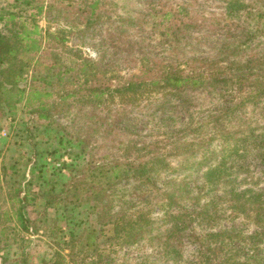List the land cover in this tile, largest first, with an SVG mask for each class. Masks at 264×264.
<instances>
[{"label": "trees", "instance_id": "trees-1", "mask_svg": "<svg viewBox=\"0 0 264 264\" xmlns=\"http://www.w3.org/2000/svg\"><path fill=\"white\" fill-rule=\"evenodd\" d=\"M19 1L16 0V7ZM45 2L46 0H24V4L28 8H34L38 14L45 11ZM99 2L100 0H95L92 4L93 14ZM234 4H229L227 11L221 16L214 15L209 19L212 26L216 22L219 28L226 31L222 44L224 48L217 52L214 60L205 56L192 60L193 64L198 62L196 66H183L189 60H183L176 53L183 51L180 46L183 39L181 34L184 33V27H189L191 23L175 19L173 23L154 31L161 32L162 39L170 47L169 53L174 54L177 48L175 60L171 55L170 59L142 58L143 66L139 72L131 73L123 80H118V76L108 75L109 69L99 70L95 66L97 63L89 58H83L74 65L61 62L53 51L51 41L46 42V47L43 39L35 36L39 34L38 24L34 23V29L31 30L25 23H19L15 12H9L8 19L0 12V22L7 20L5 30L0 27V113L5 110L15 113L17 104L22 101L26 105H36L34 112L40 119L47 121L44 126L48 137H57L61 148L76 147L77 155L87 157V163L79 164L81 166L69 165L70 180L62 184L59 190L52 187L46 192L47 205L62 203L71 211L81 207L83 200L89 202L88 208L95 216L79 235L87 250L99 251V241L104 237L106 229L98 226L101 221L109 225L113 238L137 240L148 235L147 213H137L131 216H136L135 218L126 220L125 210L112 214L114 193L117 190L115 188L120 184L128 186L135 182L142 189L143 194L138 197L144 203L134 202L128 208H136L139 203L149 204L146 192H150L151 198L164 197L169 208L175 209L166 214L164 223H170L165 229L166 234L154 236L155 239H165L161 243L167 247V254L178 252L176 240L183 239V231H187L193 240L200 241L198 226L213 229L217 225L225 213V206L218 208L219 203L215 201L200 205V201L204 191L209 194L219 189L224 194L218 197V201H226L231 213L251 219L263 231H211L208 236L214 244L208 242L206 246L209 255L207 262L264 264V254L258 256L256 253L264 243V191L253 187L239 188L235 181L226 179L228 171L232 169L237 174L244 171L243 165H237L238 160L229 164L238 151L235 148L228 150L227 143L233 139V142L243 140L252 147H257V157L264 166V119L261 122L250 121L245 127L232 126L237 119L234 114L243 117L250 101L253 105H259L264 100V54L246 53L248 47H244L242 38L251 37L252 30L248 26L243 27L241 35L234 31L239 29L236 27V18L244 16L241 8L247 6L238 8ZM177 13L170 10L165 15H174L176 18ZM257 14L260 18L264 16L262 10ZM260 25L261 20L257 27L264 33V23L263 28ZM53 35L47 29L48 38H58ZM31 70L32 82L28 87L23 82L26 80L25 75ZM111 70L113 71L112 68ZM206 87L209 88L208 93L218 94V98H223L218 100L219 104H213L214 109L207 106V111L214 112H211L205 126V123L195 124L194 112L203 105V102L200 103L198 94L201 93L198 90L203 91ZM153 91H163L170 96L159 106L168 113L159 117L161 119L158 118L157 125L155 124L157 129L167 126L165 134L160 129L152 137L135 131L137 117L130 118L132 114H129L131 110H127V99H124L123 107L112 109L104 106L105 100L108 97L113 99L117 93L127 98L135 97L140 92ZM208 97L215 99V96ZM58 112L72 117L70 124L65 125L57 120L55 115ZM259 112L264 113V109ZM130 120H134V124ZM179 120L181 124H173ZM177 125H181V128ZM209 126L212 127L211 130ZM61 129L64 131L61 132ZM104 148L109 150L101 154L100 150ZM198 154L201 155L200 159L195 160ZM169 156L177 157L185 169H196L200 177L198 191L191 188V182L186 176H163V171L173 168ZM239 156V159L243 158V154ZM73 171L76 173L72 174ZM244 181L247 182V178ZM149 185H155L156 188L147 189L146 186ZM207 185L211 188L207 189ZM28 200L30 191L18 188L11 198L13 204H19L14 212L15 219L25 232L31 231V228L37 231L40 220L28 215ZM185 200L196 205V208L192 207L196 218L187 213ZM79 236L73 237L72 242H67L72 249L77 245Z\"/></svg>", "mask_w": 264, "mask_h": 264}, {"label": "rangeland", "instance_id": "rangeland-1", "mask_svg": "<svg viewBox=\"0 0 264 264\" xmlns=\"http://www.w3.org/2000/svg\"><path fill=\"white\" fill-rule=\"evenodd\" d=\"M94 1L46 0L45 11L38 14L34 8H28L24 0H20L17 7L16 0H0V12L4 13L7 19L11 12H15L19 23H25L31 30L34 29V23L38 24L39 34L35 36L43 39L46 47L48 45L46 42L51 41L53 51L61 62L74 65L83 58H89L97 63L95 66L99 70L109 69L108 75L118 76V80H123L131 73H138L143 66L142 58L170 59L171 55L175 60L177 48L174 54L169 53L170 47L162 39L161 32H154L173 23L175 19L184 20L187 24L191 23L189 27L188 25L184 27V33L181 34L183 39L180 41V46L183 51L176 53L183 60H189L183 66H196L198 62L193 64L192 60L205 56H210L211 60H214L217 52L224 48L222 44L226 31L219 28L216 22L215 26H212L209 19L214 15L221 16L231 3H235L238 8L247 6L241 8L244 16L240 19L236 18V27L239 29L234 31L237 35H241L243 27L248 26L252 30L251 37L242 38L245 42L244 47H248L246 53L264 54V33L257 27L261 20L260 27L263 28L264 16L260 18L257 13L259 10L264 12V0H100L93 14L91 6ZM51 5L54 7L50 8ZM170 10L177 11L178 16L176 18L174 15L166 16L165 13ZM6 21L4 19L0 22L3 30ZM47 29L58 38H48ZM32 75V70L25 75L26 80L23 82L25 86H30ZM208 90V87L203 91L198 90V93H201L198 94L201 98L200 103L203 102V105L194 112L195 124L205 123L206 126L207 119L211 116V112H214L207 111V106L214 109L213 104H219L218 100L223 98H218V94L208 93ZM208 96H215V99ZM169 98L170 96L163 91L140 92L135 97L127 98L117 93L113 99L108 97L104 106L112 109L123 107L124 99H127L126 104L129 108L127 110H131L129 114H132L130 118L137 117L135 131H139L143 136L152 137L159 131L158 129L164 134L168 130L167 126L157 129L156 125L157 120L161 119L159 117H164L168 113L159 106ZM263 105L264 100L259 105H253L250 101L246 106L245 116L239 117V114H234L237 119L233 121L232 126L245 127L250 121L261 122L264 113L259 111L264 109ZM35 109L36 105H26L25 101H22L17 104L15 113L10 110L0 113V264H210L207 262L209 255L206 246L208 242L214 244L212 238L209 239L208 236L211 231L226 230L243 233L263 231L251 219L231 213L226 201L224 203L218 201V197L224 194L223 190H213L209 194L204 191L200 205L209 201L218 202V208L225 206L224 215L213 229L197 227L201 236L200 241L193 240L187 231H183V239L176 240L178 252L171 250L172 252L167 254V247L161 243L165 239H155L154 236L166 234L165 229L170 224L164 223L166 214H170L175 209L169 208L168 201L163 199L164 197L151 198L150 192H146L149 204L139 203L136 208H128L129 204L143 202L141 197H138L142 196V189L139 184L132 182L128 186L120 184L115 188L117 190L114 193L112 214L125 210L126 220L135 218L136 216H131L137 213H147L148 235L137 240L113 238L114 234L111 233L109 225L101 221L98 226L106 229L104 237L99 241V253L87 250L81 239L82 236L79 235L95 216V213L88 208L89 202L83 200L82 204L83 202L84 204L76 207L74 211L67 209V205L62 203L55 205L46 203V192L49 188L54 187L59 190L62 184L70 180L69 165L87 163V157L77 155L76 147L70 148L64 145L65 147L61 148L57 137L50 139L44 126L47 121L40 119L34 112ZM55 118L68 125L72 117L63 116L58 112ZM130 122L134 124V120ZM175 123L181 124L180 120L173 122ZM165 125L170 126V124ZM177 127L181 128V125ZM211 128L209 126V130ZM233 140L227 143L228 150L232 151L235 148L238 151L230 159L229 164L238 160L237 165H243L244 171L237 174L235 169H229L226 179L235 181L239 188L253 187L264 191V166L257 157L258 148L252 147L243 140L238 142ZM107 150L109 149H101L100 153L104 154ZM53 153L55 154L51 155ZM239 154H243V158L239 159ZM200 156L198 154L197 159H193L199 160ZM168 158L173 168L163 171V176L176 174L186 176L191 182V188L195 192L198 191L200 177L196 169H185L177 157ZM204 169L205 166L202 171ZM75 173L76 171L72 172ZM245 178L247 182L244 181ZM161 181L160 179L159 183ZM20 187L30 191L26 210L31 218L40 220L37 231L31 228V231L25 232L15 219L14 212L19 204H13L11 198ZM154 187L155 185L146 186L151 190ZM208 188L211 186L207 185ZM185 204L187 213H191L192 217L196 218L197 215L192 210L196 205L186 200ZM76 236H79L77 240L75 239L77 245L72 249L67 242H72L73 237ZM256 253L264 254V243ZM214 264L219 263L215 261Z\"/></svg>", "mask_w": 264, "mask_h": 264}]
</instances>
